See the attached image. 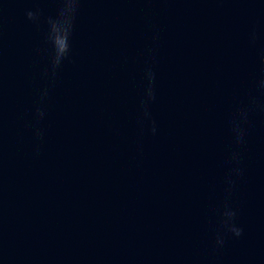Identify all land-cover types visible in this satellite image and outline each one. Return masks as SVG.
I'll return each instance as SVG.
<instances>
[{
  "label": "water",
  "instance_id": "water-1",
  "mask_svg": "<svg viewBox=\"0 0 264 264\" xmlns=\"http://www.w3.org/2000/svg\"><path fill=\"white\" fill-rule=\"evenodd\" d=\"M0 264H264V0H0Z\"/></svg>",
  "mask_w": 264,
  "mask_h": 264
}]
</instances>
